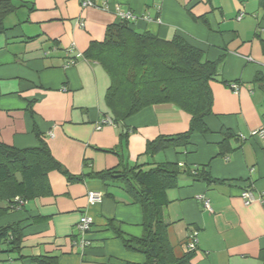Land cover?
I'll return each mask as SVG.
<instances>
[{
  "label": "crops",
  "instance_id": "obj_1",
  "mask_svg": "<svg viewBox=\"0 0 264 264\" xmlns=\"http://www.w3.org/2000/svg\"><path fill=\"white\" fill-rule=\"evenodd\" d=\"M10 1L16 10L0 32V143L16 149L38 146L35 124L53 158L72 175L118 165L174 163L187 172L203 167L212 182L181 174L176 187L166 192L168 204L161 213L172 254H188V239L196 233L189 264H264V137L253 135L264 125L260 0H111V7L136 16L129 25L133 31L166 40L182 36L207 61L223 58L210 84L212 114L204 120L208 133L153 156L145 154L146 143L186 132L187 113L171 104L155 105L122 126L97 129L108 112L104 96L109 79L81 55L119 21L113 13L82 9L78 0ZM74 56L75 63L68 65ZM44 184L46 194L19 209L0 202L9 209L0 226L18 222L22 229L20 253L1 248L0 264H36L32 258L42 256L54 257L55 264L144 263V256L127 251L109 226L112 221L124 237L144 234L141 208L119 184L87 178L68 183L55 170L46 174ZM243 191L252 195L250 204L242 200ZM89 192L100 194L101 202L89 205ZM83 215L91 224L87 245L81 247L77 224Z\"/></svg>",
  "mask_w": 264,
  "mask_h": 264
},
{
  "label": "trees",
  "instance_id": "obj_2",
  "mask_svg": "<svg viewBox=\"0 0 264 264\" xmlns=\"http://www.w3.org/2000/svg\"><path fill=\"white\" fill-rule=\"evenodd\" d=\"M259 5L264 9V0H260ZM15 10L16 6L10 0H0V32L4 31V19ZM130 24L118 21L108 26L103 41L90 44L81 55L85 61L98 64L109 79L104 96L108 112L104 118L111 120L112 125L122 126L146 108L171 104L190 116L188 130L148 141L145 154L153 156L167 149L183 148L193 135L208 133L204 120L212 114L210 84L216 81L223 58L207 61L204 52L182 36L166 40L149 32H135ZM71 59L74 64L76 56ZM258 80L259 77L255 81ZM28 111L32 116V102ZM32 131L38 139L36 147L16 149L0 143V202L6 201L10 209L16 210L14 198L26 202L46 194V174L54 170L68 183L82 182L87 178L119 184L132 202L140 206L143 215L144 234L140 238L124 237L111 226L112 221L109 222L123 247L129 252L142 254L145 258L142 264H189L190 252L182 258H175L172 254L161 212L168 204L166 192L176 187L181 174L212 182L203 167L187 172L174 163L149 168L118 165L98 173L72 175L53 158L35 124ZM119 137L126 139V132L122 131ZM8 210L0 207V218ZM21 243L22 229L18 222L0 226V249L4 246V252L19 254ZM32 259L36 264H55L54 257Z\"/></svg>",
  "mask_w": 264,
  "mask_h": 264
},
{
  "label": "built area",
  "instance_id": "obj_3",
  "mask_svg": "<svg viewBox=\"0 0 264 264\" xmlns=\"http://www.w3.org/2000/svg\"><path fill=\"white\" fill-rule=\"evenodd\" d=\"M78 1L80 8L82 9H96L103 12H111L121 22H127L132 24L137 21L136 16H134L132 12L124 11L118 5H114L113 7H111V0H78ZM238 19H240V17ZM69 52H71V50H69ZM67 64L72 65L73 59L70 60L69 63ZM231 89L234 92H236L238 90V87L235 84H232ZM103 125H112V122L108 118H103L102 120H100L97 129H100L101 126ZM253 135L258 138L264 137V125L259 130H257ZM87 198H88V204L91 206L100 203L102 200V196L94 192H89ZM241 198L245 204H250L253 201V197L249 191L241 192ZM13 202L16 205L17 209L24 206L25 204V201L18 197L14 198ZM203 206L205 209L210 210L207 200H203ZM90 224H91V218L89 216L83 215L82 217H80L79 222L77 224V230H78V234L81 237V240L79 241V245L81 247L87 245L85 236L86 233L89 231ZM196 235H197L196 233H192L188 239V243H187L188 252H193L196 249Z\"/></svg>",
  "mask_w": 264,
  "mask_h": 264
},
{
  "label": "rangeland",
  "instance_id": "obj_4",
  "mask_svg": "<svg viewBox=\"0 0 264 264\" xmlns=\"http://www.w3.org/2000/svg\"><path fill=\"white\" fill-rule=\"evenodd\" d=\"M171 39V38H170ZM2 203V202H1ZM3 248H5L4 246H3Z\"/></svg>",
  "mask_w": 264,
  "mask_h": 264
}]
</instances>
